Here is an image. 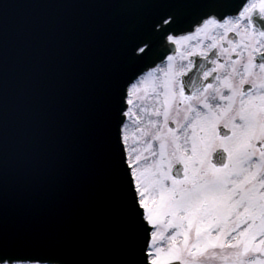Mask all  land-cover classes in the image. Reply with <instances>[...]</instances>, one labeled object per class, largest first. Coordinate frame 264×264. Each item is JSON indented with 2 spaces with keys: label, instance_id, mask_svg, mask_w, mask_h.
Returning a JSON list of instances; mask_svg holds the SVG:
<instances>
[{
  "label": "snow or ice",
  "instance_id": "obj_1",
  "mask_svg": "<svg viewBox=\"0 0 264 264\" xmlns=\"http://www.w3.org/2000/svg\"><path fill=\"white\" fill-rule=\"evenodd\" d=\"M0 264H264V0L0 3Z\"/></svg>",
  "mask_w": 264,
  "mask_h": 264
}]
</instances>
